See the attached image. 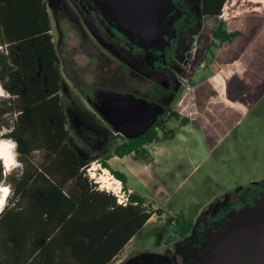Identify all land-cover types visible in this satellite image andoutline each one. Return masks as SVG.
Listing matches in <instances>:
<instances>
[{"label":"trees","instance_id":"obj_1","mask_svg":"<svg viewBox=\"0 0 264 264\" xmlns=\"http://www.w3.org/2000/svg\"><path fill=\"white\" fill-rule=\"evenodd\" d=\"M224 2L199 0L201 16L213 20L203 53L210 58L239 34L220 17ZM62 80L45 0H0V85L6 94L0 100L1 138L16 143L19 164L17 172L5 174L0 161V181L11 188L0 213V264H106L153 213H161L134 191L125 205L117 204L87 176L84 167L92 159L69 144ZM170 116L178 114L167 106L142 133L121 137L95 157L124 190V173L106 160L126 154L145 160L147 145L172 138L165 127ZM164 224L174 237L190 227L182 215L165 217Z\"/></svg>","mask_w":264,"mask_h":264},{"label":"rangeland","instance_id":"obj_2","mask_svg":"<svg viewBox=\"0 0 264 264\" xmlns=\"http://www.w3.org/2000/svg\"><path fill=\"white\" fill-rule=\"evenodd\" d=\"M184 1L189 14L194 15V17L190 15L191 21L186 25L190 26L193 23L196 25L190 37H186L188 41L183 44L180 55L181 59L187 55L189 57V44L197 34L199 48L194 55L193 63L200 65L195 66L194 68L197 69L192 71L178 68L168 59V46L166 54L160 57L158 65L146 64V68L150 70L151 75H156V79L158 74H161L160 86L167 90L172 86L174 96L169 105L170 109L180 105L187 95L189 87H186L185 83L192 74L191 84L195 85L199 104L204 102L202 95L209 96L212 89L211 84L203 80L209 69L201 68L203 48H200V45L208 40V31L213 20L201 16L199 0ZM45 2L52 41L60 58L64 83L71 93H74V81L83 80L89 84L92 81L95 84L92 77L97 69L93 68V61L87 63V53L94 51L97 55L100 53L98 50L102 53L109 52L108 46L111 43L106 42L97 32L94 27L96 19L101 23L104 22L100 23L104 28L116 30L125 38V50L120 48V52H124L126 57L132 58L127 52L129 47L132 51L145 48V44L133 42L106 18L94 0H45ZM53 14L56 15V19ZM220 17L228 30H237L243 37L248 35L254 37L253 34L255 35L257 31H260V34L264 32V0H225ZM169 25L171 22L170 18L168 21V15L159 18L158 37L165 36V38L162 36L163 41L168 40ZM233 43L234 46L241 43L249 45L248 50L255 52L259 40L257 38L244 40L240 37L238 42L235 40ZM230 45L226 44L225 47L232 48ZM174 49L178 51L175 43L174 47L172 46V50ZM85 65L87 71L82 69ZM129 65L125 64L124 69L129 75L136 76L133 75ZM186 65L189 67L191 64ZM88 66L92 67V72ZM74 68L78 70V77L73 74ZM190 71L192 74L189 73ZM188 84L190 86L189 81ZM5 96L3 92L0 100ZM64 99L66 100V97ZM157 102L161 110L155 115L156 118L165 112L168 99L163 101V98L158 96ZM193 126L191 123L183 125L174 118L168 117L165 127L172 129V138L150 143L147 146L149 155L145 160H135L127 156L119 161L122 164L120 166L129 172L128 186L147 198L153 209H161V213L158 216L153 213L107 264H115L124 257L126 259L119 264H129L134 260L140 264H178L182 258L183 264H189V257L178 250V245L167 243L168 240L175 238L171 228L164 224V218L182 215L184 219L195 222L202 212L210 209L215 202L225 199L237 186L264 177V97L261 103L256 104L255 110H250L240 117L233 130L214 145L210 146L205 130ZM2 132L4 129L0 127V139L8 140L1 138ZM69 144L77 148L80 155H86L87 150L82 148V140L72 130ZM88 154L93 157L92 152ZM98 162L99 160L92 158V161L84 167L85 173L88 166H94L97 170L98 167L102 168V165H97ZM18 169L19 166L13 167L10 172H17ZM0 183L8 186L5 182L0 181Z\"/></svg>","mask_w":264,"mask_h":264},{"label":"flooded vegetation","instance_id":"obj_3","mask_svg":"<svg viewBox=\"0 0 264 264\" xmlns=\"http://www.w3.org/2000/svg\"><path fill=\"white\" fill-rule=\"evenodd\" d=\"M171 1L172 5L170 9H168L164 15H161L164 17L168 15V21L170 18L171 25L168 26V42L166 39L163 41V37L165 38V36L160 35V37H158L153 43H143L145 44V48H139L136 50L134 49L132 51L131 49L129 50V47L127 48V52L131 54L132 58H128L126 57L127 55L125 56L124 52H120V48L125 50V38L121 34L117 33L116 30L107 29L106 27L104 28L101 26V24L104 22L101 23L98 19H96L94 27H96L99 35H102L104 37L103 39L106 42L111 43V45L108 46L110 47L108 48V53H102L100 50H98L100 53L97 55L94 54V51H92L90 54L87 53V63H89V61H93V68L97 69L95 75L92 77V79L95 81V84L92 81V85L88 82H84L83 80L74 81V93H71L69 88L64 83V76L62 73L63 80L60 88V97L63 110L66 115L70 133L72 130L75 135L82 140V148L87 150L85 157L89 156L88 152L97 154L96 157H99L98 155L106 154L105 152L107 150V145L114 140V137H120V135L117 134H114L113 136V133L110 132L112 129L111 125L106 122L104 117L99 113V109H101L106 100L111 97L106 93H102V91L109 90L123 95L131 94L134 98H142L147 102H155L158 104L159 102L157 101L159 96L161 99L163 98V101L168 99L167 106L168 109H170L169 105L174 96L172 86H169L168 90L160 86L161 74L158 72L159 74L156 79V75H151L150 70L146 68V64L150 63L153 65H158L160 63V57L166 54V48L168 46V59L171 60L178 68L184 69L185 71H192L197 69L194 68L195 66L200 65L193 63L194 55L199 48V37L197 34L194 36V33H192L196 42H194L192 39V42L189 44V57L187 55L184 56V59H181L182 56L180 55L181 49H183V44L188 41L186 40V37L189 38L191 32L195 28L196 24L194 23L192 25L190 24V26L186 25L191 21L190 15L193 17L194 15L189 14L184 0ZM54 17L56 19V15H54ZM60 34L59 28V35ZM174 43L176 44L178 51L176 49L172 50ZM205 44L203 43L200 45V48H203V52L201 54V57H203L201 58L202 69L209 68L210 61L212 60V58L209 56V53L205 52L203 55L205 51ZM96 51L97 50H95V52ZM127 63L128 65L130 64V70H132L133 75L136 76L129 75L126 72L124 65ZM187 63L188 65H191L188 67L186 65ZM88 67L91 68L90 72H92V67ZM75 68L73 69V74L78 77V70ZM82 69L87 71V65H85ZM191 71L189 73H191ZM191 74H189V76ZM192 76L186 80V87H189L188 81L190 82V85H192ZM168 82H170L169 79ZM240 89L241 87H239L236 81L233 82L232 92L234 96L239 98L243 93H245V96L242 97V100L246 105V115L250 110H255L257 103H261L262 98L264 97V88L258 96L257 94L247 92L248 89L247 91L242 92ZM64 97H66L67 101L64 99ZM178 106L172 109L177 114ZM257 113L259 112L257 111ZM170 117L180 122L188 120L187 116H182L180 114H178V117ZM259 198H264V177L237 186L236 189L229 193V196H227L225 199L223 198V200L218 203L215 202L210 207V209L202 212L197 217L195 222L189 220L190 227L183 237H174L177 240H168L167 243H172L174 246L178 245V250L186 255L187 258L189 257L188 260L190 264L194 261L192 256L194 255L197 248L202 245L203 241L206 239V235H212L217 231H220L224 222L229 219L230 214L253 206L254 202ZM169 236L170 235L168 234V237ZM125 259L126 257L119 260V262L115 264H119ZM180 260L181 261L178 262V264H183L184 259L182 258ZM129 264L140 263L137 262V260H134L129 262Z\"/></svg>","mask_w":264,"mask_h":264},{"label":"water","instance_id":"obj_4","mask_svg":"<svg viewBox=\"0 0 264 264\" xmlns=\"http://www.w3.org/2000/svg\"><path fill=\"white\" fill-rule=\"evenodd\" d=\"M121 32L134 42L153 43L158 38L159 18L171 0H94ZM110 98L99 109L113 131L124 138L142 133L155 121L161 107L131 94L102 91ZM108 115V117H107ZM77 153L78 149L73 147ZM190 264H264V198L229 215L220 231L206 235Z\"/></svg>","mask_w":264,"mask_h":264},{"label":"crops","instance_id":"obj_5","mask_svg":"<svg viewBox=\"0 0 264 264\" xmlns=\"http://www.w3.org/2000/svg\"><path fill=\"white\" fill-rule=\"evenodd\" d=\"M253 36L249 37L248 35L247 37H243L238 34L230 42H224L220 47L215 49L214 56L208 68L209 71L204 75L203 79L205 83L211 84L212 89H210L209 96L202 95L204 102H200L199 104L196 97L195 85H190L187 95H185L183 102L177 108L178 114L187 116L188 120L182 122L175 121L183 125L191 123L194 125L193 127H200L205 130L210 146L214 145L222 137L228 135L237 125L239 118L246 113V105L242 100L245 93L239 98L234 96L232 92L233 82L236 81L239 87H241V92L247 91L248 89L247 92L257 94V96L260 95L259 93L264 88V32L260 34V31H257ZM240 37L244 40L246 38H257L259 45L255 49V52L252 50L250 52L248 50L249 45L247 46L242 43L234 46L235 43L233 42L235 40L238 42ZM226 44H232L230 45L232 48L225 47ZM238 48L241 50H238ZM110 132L113 133V136L114 134L119 135L112 129ZM120 138L121 136L114 137V140L107 145L105 153L110 152L114 145L119 142ZM92 156L87 157L92 159L97 155L92 154ZM127 156L131 157L130 154L122 157L112 156L106 161L111 168L124 173L126 177V190L136 192L127 184L129 181V172L120 166L122 164L119 163V161Z\"/></svg>","mask_w":264,"mask_h":264},{"label":"clouds","instance_id":"obj_6","mask_svg":"<svg viewBox=\"0 0 264 264\" xmlns=\"http://www.w3.org/2000/svg\"><path fill=\"white\" fill-rule=\"evenodd\" d=\"M3 91V87L0 85V95H3ZM16 147V143L12 140H0V161H3L5 174L10 172L13 167L19 166L16 160L17 153L14 151ZM10 191V186L0 183V213L4 211Z\"/></svg>","mask_w":264,"mask_h":264},{"label":"built area","instance_id":"obj_7","mask_svg":"<svg viewBox=\"0 0 264 264\" xmlns=\"http://www.w3.org/2000/svg\"><path fill=\"white\" fill-rule=\"evenodd\" d=\"M202 62V61H201ZM97 165H99V163H97ZM90 168H91V166H88V167H86V174H87V176L92 180V182H94L95 184H96V186H97V188L99 189V190H105L106 192H109L111 195H113L114 196V199H115V202L117 203V204H120V205H125L126 204V202H127V195H128V193H129V191H127V190H124L123 188H122V184H121V182L118 180V179H116L109 171H108V169H106V168H104V167H102V168H100V167H98V170L96 169V170H94V172L95 173H97V174H99V173H104V175H106L107 176V178H109V180H110V182H112L111 183V185L109 186V187H107V186H104V185H102V184H100V182H99V180L97 179V178H95L94 177V175H91V173H90Z\"/></svg>","mask_w":264,"mask_h":264},{"label":"bare ground","instance_id":"obj_8","mask_svg":"<svg viewBox=\"0 0 264 264\" xmlns=\"http://www.w3.org/2000/svg\"><path fill=\"white\" fill-rule=\"evenodd\" d=\"M0 140H1V139H0ZM2 163H3V161H2ZM3 167H4V164H3ZM96 169H97V168H96ZM96 169H95L94 166H92V167L90 168V171H91L90 173H91V175H94V177L97 178V179L99 180L100 184L109 187V186L111 185L112 182H110L109 178H107V176L104 175V173H99V174L95 173L94 170H96ZM4 171H5V168H4Z\"/></svg>","mask_w":264,"mask_h":264}]
</instances>
